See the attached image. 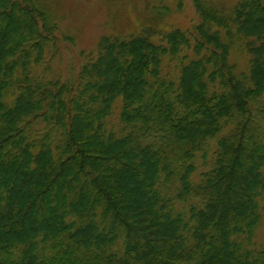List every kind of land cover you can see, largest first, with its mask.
<instances>
[{"label":"trees","instance_id":"obj_1","mask_svg":"<svg viewBox=\"0 0 264 264\" xmlns=\"http://www.w3.org/2000/svg\"><path fill=\"white\" fill-rule=\"evenodd\" d=\"M194 3L191 38L158 13L136 35L100 38L71 83L32 75L60 30L43 1L0 0V264H264V248L238 241L264 196V1ZM240 46L250 68L238 75ZM169 56L177 84L162 74Z\"/></svg>","mask_w":264,"mask_h":264},{"label":"rangeland","instance_id":"obj_2","mask_svg":"<svg viewBox=\"0 0 264 264\" xmlns=\"http://www.w3.org/2000/svg\"><path fill=\"white\" fill-rule=\"evenodd\" d=\"M50 17L59 27L56 44L49 46L45 61L32 69L34 78L44 80H63L71 83L80 82L82 68L89 61L97 58V46L103 36H131L140 31L141 25L146 26L158 18V13L168 12L164 16L165 32L181 30L190 38L195 35L196 27L202 19L197 11L194 0H42ZM212 6L227 9L236 6L242 0H203ZM264 1V0H262ZM162 43L161 37L153 39ZM192 48L186 49L181 57L187 62L196 59ZM242 46L234 48L231 62L236 66V73H247L250 68V56L242 50ZM163 77L177 84L180 70L179 60L171 56L164 59ZM16 97V92L6 97L8 104ZM121 104L116 105L110 123L119 128L118 118ZM39 128V127H38ZM41 128V127H40ZM39 128V129H40ZM120 129V128H119ZM216 150L214 142L206 156L199 154L195 160L196 171L191 180L199 184L210 168ZM259 202L260 222L252 237L242 236L238 239L244 250L252 252L264 248V196ZM174 214H183L190 218V203L182 204L175 201Z\"/></svg>","mask_w":264,"mask_h":264}]
</instances>
